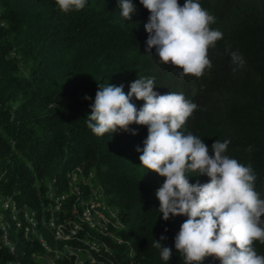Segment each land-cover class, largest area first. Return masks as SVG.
<instances>
[{
  "label": "trees",
  "instance_id": "16d2710c",
  "mask_svg": "<svg viewBox=\"0 0 264 264\" xmlns=\"http://www.w3.org/2000/svg\"><path fill=\"white\" fill-rule=\"evenodd\" d=\"M199 2L215 16L211 27L223 39L209 49L210 69L180 78L182 69L148 50L150 13L139 0L130 20L118 0H87L84 9L69 12L55 0H0V198L11 199L16 213L14 222L6 212L13 251L0 245V264H70L71 257L82 264H184L174 240L187 217L163 220L155 192L165 178L140 166L137 148L143 149L147 126L103 136L87 127L99 85L122 84L127 93L147 77L160 94L182 92L198 108L180 131L200 137L210 155L217 139L229 140L225 154L251 165L264 199V0ZM226 49L240 53L244 66L234 65ZM48 185L68 196L58 210L44 196ZM94 189L109 207L90 228L81 204L97 195ZM156 241L171 248L169 261ZM254 247L264 255V244ZM201 264L220 261L209 256Z\"/></svg>",
  "mask_w": 264,
  "mask_h": 264
},
{
  "label": "clouds",
  "instance_id": "9594fccd",
  "mask_svg": "<svg viewBox=\"0 0 264 264\" xmlns=\"http://www.w3.org/2000/svg\"><path fill=\"white\" fill-rule=\"evenodd\" d=\"M86 2L55 0L62 12L82 10ZM139 3L150 13L144 26L147 48L155 49L161 63L182 69L180 78H199L212 67L208 52L223 39V33L211 27L216 18L199 0H184L183 6L178 0ZM118 5L125 20L137 11L133 0H118ZM226 51L234 65L244 66L240 53ZM155 87V78L147 77L137 78L127 93L122 84L99 85L87 127L103 136L128 132L132 124L147 126L143 149L137 148L142 151L140 166L165 178L155 192L163 220L187 217L174 240L184 264H201L209 256L220 264H264V255L254 247L255 241L264 244V199L255 190L253 168L225 154L229 140L217 139L210 155L200 137L180 131L198 105L182 92L160 94ZM133 97L144 101L140 108L132 102ZM201 175L207 176L208 182H190V177ZM155 247L161 249L164 261L171 259V248L162 247L159 241Z\"/></svg>",
  "mask_w": 264,
  "mask_h": 264
},
{
  "label": "bare ground",
  "instance_id": "6f19581e",
  "mask_svg": "<svg viewBox=\"0 0 264 264\" xmlns=\"http://www.w3.org/2000/svg\"><path fill=\"white\" fill-rule=\"evenodd\" d=\"M92 177V175H91ZM73 180L76 181V176L73 175ZM48 198L53 201V204L51 206V210H58L61 205V200L63 202L64 199H66L68 196H62L56 192L55 189L52 188L51 185H48ZM47 189V190H48ZM107 198V197H106ZM103 198L98 195H94L87 199L84 203L82 202L81 206L84 204H87L88 202H95V205L97 207H91L90 213H83V220L85 223L88 224L90 228H94L97 223H100V221L103 219V213L107 210L109 206H107L108 199ZM10 211V215L13 219V221H16V213L14 209V205L12 204L11 199H5L0 198V241L1 243L5 244V247H10V252H12V245L10 244V241H8L7 238V231L6 228L8 227V221L6 218V212ZM29 214L26 213L25 217H28ZM117 216V211H116ZM93 218L96 219L97 222H92ZM118 226V224H116ZM4 246L3 244H0ZM39 261L45 262L46 260L44 258H37ZM45 260V261H44ZM46 264H48V261H46Z\"/></svg>",
  "mask_w": 264,
  "mask_h": 264
},
{
  "label": "built area",
  "instance_id": "2783aa9c",
  "mask_svg": "<svg viewBox=\"0 0 264 264\" xmlns=\"http://www.w3.org/2000/svg\"><path fill=\"white\" fill-rule=\"evenodd\" d=\"M91 172H92V171H88V177H87L86 180H90L91 183H93V181L91 180ZM75 176L77 177V175H75ZM77 179H78V178H77ZM94 190H95V189H94ZM48 192H49V189H48L47 191H45V195H44V196H48ZM95 192H96V190H95ZM96 194H97L98 196H100L99 193L96 192ZM61 203H62V200H61ZM91 207H97V206L95 205V202H88V201H87V208H81V209H82V213H90V208H91ZM68 219H71V220L73 221V218H72V216H71V213H70V215L68 216ZM49 220H51V218H50ZM92 222H97V221H96L95 218H93V221H92ZM73 223H74L75 225H80V226L82 225V224H77V223H75V221H73ZM62 232L67 233V232H66L65 230H63V229H62ZM67 234H68V233H67ZM0 244H3V245H4V252H7V254H9V251L5 248V244H4V243H1V241H0ZM123 244H125V243H123ZM125 247H126V244H125ZM112 254H113V257L117 258V257L115 256V253L112 252ZM118 261H119V259H118ZM0 262H1V259H0ZM5 264H12V261H7ZM70 264H82V259L71 257V263H70ZM134 264H136V263H135V260H134Z\"/></svg>",
  "mask_w": 264,
  "mask_h": 264
}]
</instances>
